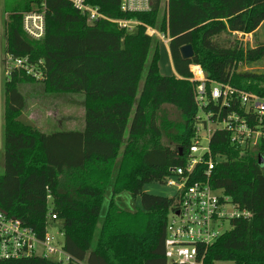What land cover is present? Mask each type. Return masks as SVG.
<instances>
[{
	"label": "trees",
	"instance_id": "obj_1",
	"mask_svg": "<svg viewBox=\"0 0 264 264\" xmlns=\"http://www.w3.org/2000/svg\"><path fill=\"white\" fill-rule=\"evenodd\" d=\"M151 1L150 12L124 13L120 0H88L110 19L138 22L133 32L105 20L90 25L67 0H21L6 12L7 52L38 64L45 92L84 94L85 127L46 134L22 122L25 98L18 85L37 81L12 71L4 85L0 210L40 237L47 232L49 213L56 215L63 249L88 264H167V219L178 201L147 194L144 186L164 181L170 168L185 162L198 113L191 64L200 65L210 81L264 95V74L238 71L239 65L264 57V45L245 51L238 41L221 40L258 30L264 0H168L159 32L170 39L176 73L171 76L160 73L161 43L151 50L153 39L146 34L162 6V0ZM43 7L45 36L37 41L24 32L21 13ZM187 45L194 55L184 60L180 49ZM165 105L177 108L183 121L173 148L158 123ZM210 146L222 158L212 188L251 216L231 221L230 230L208 247L204 264H264V164H259L264 145L242 149L228 132L218 131ZM125 193L140 200L135 211L119 205ZM0 264L62 263L33 257Z\"/></svg>",
	"mask_w": 264,
	"mask_h": 264
},
{
	"label": "built area",
	"instance_id": "obj_2",
	"mask_svg": "<svg viewBox=\"0 0 264 264\" xmlns=\"http://www.w3.org/2000/svg\"><path fill=\"white\" fill-rule=\"evenodd\" d=\"M86 17L92 25L105 20L118 24L129 32L138 22L115 20L105 16L88 0H67ZM151 0H120L124 13L150 12ZM23 30L33 40L45 36V8L21 13ZM9 13H6V21ZM149 36L165 41L169 38L158 30L147 27ZM6 41V29L4 32ZM2 50L5 52L1 56ZM0 65L4 74L14 70L24 71L34 79H42V70L28 57L17 58L1 45ZM194 86V101L198 113L194 120L195 135L182 166L170 168L171 175L164 178L168 185L177 188L178 206L171 209L165 231V258L170 264H204L208 247L224 233L216 230L224 221L249 219L251 214L237 207L223 191L212 188L211 178L215 167L221 162L219 155L211 150V140L218 131L230 134V141L242 149L258 150L264 145V95L236 88L229 83L210 81L198 64L189 66ZM211 109L207 110L208 107ZM1 123V113H0ZM1 127V124H0ZM183 157V155H182ZM56 215H48L47 232L43 237L18 218L0 210V263L10 260L38 257L62 264H88L75 260L61 242L49 232ZM204 248V251L201 250Z\"/></svg>",
	"mask_w": 264,
	"mask_h": 264
},
{
	"label": "rangeland",
	"instance_id": "obj_3",
	"mask_svg": "<svg viewBox=\"0 0 264 264\" xmlns=\"http://www.w3.org/2000/svg\"><path fill=\"white\" fill-rule=\"evenodd\" d=\"M167 1L162 0V6L158 15L157 24L155 27H151L159 31V27L162 23L164 16L166 15ZM15 4L22 5L21 0H0V38L1 45L5 47V23L6 12L10 10ZM149 27V26H147ZM147 29V28H146ZM135 29L131 30L132 32ZM129 32V31H128ZM147 33V31H146ZM148 35V34H147ZM149 36V35H148ZM151 37V36H150ZM153 39L152 49L156 45L157 41L160 43L161 59L159 62L160 73L164 76H169L170 72V58L168 53L167 39L165 41L151 37ZM227 39L232 41H238L243 50L254 49L259 45H264V24L251 34H233L232 36L225 35L221 40L225 42ZM166 42V43H165ZM5 52L2 50L1 56H4ZM150 62V57L147 62V66ZM239 72H250L256 74H264V57L252 64H241L238 68ZM147 68L143 72V78L145 77ZM34 83H22L18 85L20 93L25 98V108L22 112L20 120L26 124L35 126L41 132L50 134L56 131H68V130H83L85 127V96L82 93H47L44 90V86L40 79H36ZM6 82V76L4 74V68L0 65V113H1V127H0V176L4 174L3 163V105H4V85ZM143 80L141 82V85ZM180 112L177 108L165 105L159 114L158 123L161 126L162 132H164V139L166 145L174 147V136L177 132V125L181 124ZM173 136V138H172ZM149 139V137H148ZM121 156L118 161H120ZM144 192L159 197L173 199L177 196V188L168 185L165 181L153 180L148 182L144 186ZM119 205L124 210L135 211L137 207H140V200L133 201L129 195H122L118 198ZM106 201L103 207L101 216H104L106 212ZM100 226L98 225L95 240L99 233ZM231 228L228 221H224L220 227H216L219 232L229 231ZM60 224L55 221L53 226L49 229V232L54 238L62 241V234L60 233ZM170 264V263H167ZM215 264H233L232 262H217Z\"/></svg>",
	"mask_w": 264,
	"mask_h": 264
},
{
	"label": "water",
	"instance_id": "obj_4",
	"mask_svg": "<svg viewBox=\"0 0 264 264\" xmlns=\"http://www.w3.org/2000/svg\"><path fill=\"white\" fill-rule=\"evenodd\" d=\"M181 56L184 60H189L193 57L194 55V52H193V49L190 45H187V46H183L181 49ZM180 156L183 155V152H182V149H180ZM259 164L263 165L264 164V158H261L259 160Z\"/></svg>",
	"mask_w": 264,
	"mask_h": 264
},
{
	"label": "crops",
	"instance_id": "obj_5",
	"mask_svg": "<svg viewBox=\"0 0 264 264\" xmlns=\"http://www.w3.org/2000/svg\"><path fill=\"white\" fill-rule=\"evenodd\" d=\"M161 43V42H160ZM166 43V42H165ZM168 43H166L165 45H167ZM168 46V45H167ZM168 53H169V58H170V67H169V71H171L170 72V75L169 76H171V75H176V73H175V69H174V66H173V63H172V60H171V55H170V51H169V46H168ZM160 59H161V52H160ZM143 84V83H142ZM142 87V85L140 86V88ZM35 127V126H34ZM110 190V189H109ZM123 195H128V194H123ZM109 198H110V193L108 192V194H107V196H106V201L107 200H109ZM119 198V197H118Z\"/></svg>",
	"mask_w": 264,
	"mask_h": 264
}]
</instances>
